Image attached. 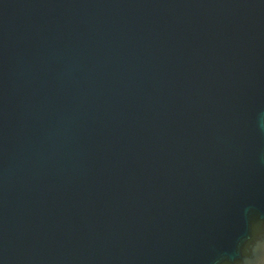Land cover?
Wrapping results in <instances>:
<instances>
[{
	"label": "water",
	"instance_id": "obj_1",
	"mask_svg": "<svg viewBox=\"0 0 264 264\" xmlns=\"http://www.w3.org/2000/svg\"><path fill=\"white\" fill-rule=\"evenodd\" d=\"M0 264H264V0H0Z\"/></svg>",
	"mask_w": 264,
	"mask_h": 264
}]
</instances>
